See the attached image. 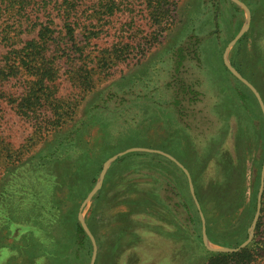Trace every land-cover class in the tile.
Segmentation results:
<instances>
[{"label":"rangeland","instance_id":"1","mask_svg":"<svg viewBox=\"0 0 264 264\" xmlns=\"http://www.w3.org/2000/svg\"><path fill=\"white\" fill-rule=\"evenodd\" d=\"M172 1L175 9L165 22L166 31L159 42L144 53L131 48L125 52L124 60L106 71H97L89 93L71 86L65 73L67 63L58 60V95L64 99L82 95L75 121L88 117L90 128L83 142L78 143L84 149L82 154L80 149L73 150L71 157L62 156L52 162L64 192L59 194L61 205L65 210L74 200L77 220L79 205L99 180L108 159L131 147L158 149L188 170L204 217L207 244L212 248H236L247 238L256 212L264 159V154L260 155L264 117L254 93L224 61L255 88L264 105V0H238L245 8L232 0H167L164 7ZM149 2L152 11L155 0H116L119 10L110 24L99 21L96 29L87 26L77 38L80 40L87 30L100 29L87 47L93 55L97 46L114 45L116 35L134 33L136 40L150 31ZM92 5V0H87L79 8L80 18L85 20L83 26L87 25L86 16L93 12ZM54 21L52 28L58 36L60 22L57 17ZM33 35L34 32L22 33L20 38ZM4 50L0 46V53ZM94 62L92 56L85 65L92 67ZM4 121L14 126L6 135L19 160L24 161L41 148L40 141L25 143L31 129L28 124H20L10 109L5 110ZM133 152L153 153H128ZM126 154L107 163L100 186L82 212L96 241L93 264H204V250L217 251L204 246L200 217L199 225L196 219H188L186 204H192L197 214L198 210L185 174L147 159L116 163ZM255 165L259 167L254 194ZM98 166L91 184L90 175ZM86 173L89 174L84 178ZM23 178L25 182L29 179ZM38 180L32 178L31 183L39 184ZM160 181L164 183L161 186L157 185ZM2 216L0 207V264L90 263L92 247L89 255L85 251L76 254L72 229H64L63 236H59L58 229L46 234L27 224L10 228L9 232ZM256 223L246 246L254 240ZM207 227L222 243L240 240L244 232L246 237L236 246L213 243ZM16 230L31 235L34 241H16ZM53 235L55 242L48 238ZM257 252L251 264H264V244Z\"/></svg>","mask_w":264,"mask_h":264},{"label":"trees","instance_id":"2","mask_svg":"<svg viewBox=\"0 0 264 264\" xmlns=\"http://www.w3.org/2000/svg\"><path fill=\"white\" fill-rule=\"evenodd\" d=\"M77 1L80 3H76ZM85 1L87 0H0V46L5 49L0 53V169H2L0 207L3 215L1 220L9 226V232H11L10 228L18 229L27 224L46 234L55 233L58 229L59 236H63L64 229H72L76 254L85 251L86 255H89L91 245L76 220L74 200L65 210L62 208L59 194L64 192L61 193L60 178L55 174L52 162L62 156L71 157L73 150L80 149L82 154L84 149L82 151L78 143L83 142L82 137L90 128L88 117L75 121L78 102L82 100V95L74 99L70 96L64 99L58 95L57 62L63 59L67 63L65 73L73 88L84 94L89 93L94 86L93 76L97 71H106L124 60L125 52L131 48L137 51L139 49L144 53L147 47L159 42L166 31L165 22L172 15L175 4L172 1L164 7L167 0H155L151 11V2H149V32L140 35L136 40L132 37L134 33L116 35L114 45L107 48L97 46L96 53L93 55L87 47L92 36L98 37L100 29L87 30L80 40L77 38L78 35L87 26L98 28L99 21L110 24L119 7L116 0H92L93 5L90 8L93 12L86 16L87 25L83 26L85 20L84 17L80 18L79 15L82 12L79 8ZM232 6L237 8L234 4ZM43 17L45 19H42ZM55 17L58 18L61 27L58 36L52 28ZM80 24H82L81 27ZM127 25L130 26V24ZM31 32H34L33 36L20 38V34ZM92 56L95 61L94 66L87 67L85 61ZM239 98L242 99V96ZM6 109L12 111L20 120V124L29 125L31 132L25 139V143L40 141L42 145L24 161L19 160L20 157L14 156L11 151V139L6 132L8 133L14 126L4 121ZM261 123L263 126V119ZM104 138L108 140L105 135ZM101 139L103 138L100 137ZM20 151L21 149H18L17 153ZM263 154L264 147L260 155L263 156ZM133 158L147 159L150 162L152 160L165 169L183 175L178 166L158 153H128L120 157L116 163ZM90 167L88 165L87 168ZM258 167L255 165L256 171H252L254 194L258 185ZM99 169L98 166L90 175L91 184L94 183ZM88 174L86 173L84 178H87ZM23 177L29 179L25 182ZM32 178L39 179V184L31 183ZM20 179H22L21 182L16 181ZM162 184L164 183L160 181L157 185ZM254 204L255 196L252 199L251 212L254 211ZM186 208L188 219L192 221L196 219L199 225V216L196 210H193L192 204H186ZM263 232L264 191L253 242L231 253L204 250V264H251L258 253V247L264 244ZM14 233H16L14 235L17 237L16 241H34L31 235L20 234L17 230ZM207 234L211 242L227 246H236L246 237L244 232V235L240 237L242 239L227 240L222 243L213 238L208 227ZM48 238L53 242L56 241L54 235Z\"/></svg>","mask_w":264,"mask_h":264},{"label":"water","instance_id":"3","mask_svg":"<svg viewBox=\"0 0 264 264\" xmlns=\"http://www.w3.org/2000/svg\"><path fill=\"white\" fill-rule=\"evenodd\" d=\"M232 1L235 2L236 4H239L243 8H245V6L242 3H240L238 0H232ZM243 31H244V29H242L236 35L235 39H237ZM224 63L227 66V68L235 75V77H237L242 83H244L254 93V95H255V97H256V99L258 101V104L260 106V109H261V112L263 114V117H264V105H263V102H262L259 94L255 90V88L249 82H247L243 77H241L239 74H237L236 72H234L232 70L231 66L228 63H226V61H224ZM137 150L138 151H148V152H153V153L161 154V155L165 156L166 158L170 159L171 161H173L183 171V173L185 174V176L187 178L188 186H189V189H190V192H191V196H192V199H193V201L195 203V206H196V208L198 210V214H199V217H200V220H201L202 241H203L204 246L208 250L217 251V252H222V251L235 252V251H238L239 249L245 247L249 243V241L251 240L252 235H253L254 225H255L256 220L258 218V213H259V208H260L261 194H262L263 187H264V159L262 161L261 170H260L259 187H258V192H257V197H256V212H255V215H254L253 220L251 222V225H250V227L248 229V236H247V238L241 244H239L238 247H236V248H212V247H210L207 244V241H206L204 217H203L202 211L200 209L199 203H198V201H197V199H196V197H195V195L193 193L191 178H190V175H189L188 170L178 160H176L174 157H172L170 154H168L166 152H163V151L158 150V149H146V148L131 147V148H127V149H125V150H123L121 152H118L116 155H114L112 158L108 159L103 164L102 171L100 172L99 180L96 182L95 186L91 189V191L87 194V196L83 199V201L79 205L78 212H77V221L81 225V227H82L83 231L85 232V234L88 236L89 241H90V244H91V247H92V252H91V257H90V263L89 264H93V262H94V259H95V256H96L97 246H96V241H95V238H94L93 234L91 233V231L89 230V228L86 226V224L83 221L82 212L84 210V207L90 201L92 195L94 194V192L100 186L101 178H102V175H103V172H104V169H105L107 163L111 159L115 158L116 156H121V155L126 154L128 152L137 151Z\"/></svg>","mask_w":264,"mask_h":264}]
</instances>
